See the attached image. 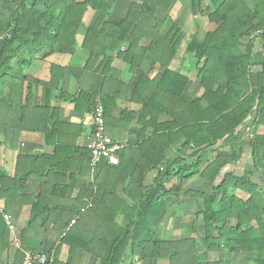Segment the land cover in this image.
<instances>
[{"label":"trees","instance_id":"16d2710c","mask_svg":"<svg viewBox=\"0 0 264 264\" xmlns=\"http://www.w3.org/2000/svg\"><path fill=\"white\" fill-rule=\"evenodd\" d=\"M117 1L0 0V129L39 133L45 144L54 146L51 155L19 154L13 176L0 170L3 213L31 205V216L19 230L20 245L10 264H22L27 251L48 253L42 250V241L59 238L71 255L65 264H72L78 249L92 253L101 264L160 258H168V264H226L211 258L219 252H247L256 264H264V63L253 53L250 40L244 53L239 50L245 39L263 28L264 0H211L207 15L217 27L201 39L193 38L185 50L196 59V78L202 89L197 98L187 93L189 78L169 68L185 36L179 24L170 17L156 19L155 7L146 2H132L124 19L109 22L105 16ZM192 3L194 11L200 10L201 0ZM89 9L99 17L82 42L88 52L84 69L92 71L102 61L104 81L100 91L80 90L71 95L63 90L65 67L41 57L45 66V71H38L41 77L30 70L35 69L40 54L54 52L57 45L76 46L79 25ZM169 21L170 28L163 35L162 28ZM144 38L150 40L148 48L139 47ZM115 52L126 61L132 74L129 80L124 75L123 81L113 68ZM148 53L162 66L153 78L140 67ZM258 64L261 70L252 73ZM118 99L141 104L139 140L136 144L127 141L118 165L100 160L92 180L91 150L77 144L83 127L63 121L59 103H73L75 110L91 114L92 139L97 113L102 112L106 123ZM124 111L128 118L135 116ZM163 114L171 119L159 123ZM247 125L253 137L244 146L252 166L242 175L231 171L217 181L226 166L239 160L234 146L220 150L226 146L223 141L241 134L240 128ZM177 144L182 152H191L187 160L173 166ZM210 152L215 155L204 166ZM153 171L156 175L147 184ZM196 174L213 184L210 194L186 192L204 202V251L195 239L164 240L153 231V221L169 198L181 192L180 185L166 190L163 179L172 176L184 181ZM30 181L38 182V190L26 194ZM78 186L80 192L70 205L57 204L70 198ZM75 215L77 222L63 236ZM3 217L0 212V262L13 244ZM53 264L63 263L55 260Z\"/></svg>","mask_w":264,"mask_h":264},{"label":"crops","instance_id":"0c3cea01","mask_svg":"<svg viewBox=\"0 0 264 264\" xmlns=\"http://www.w3.org/2000/svg\"><path fill=\"white\" fill-rule=\"evenodd\" d=\"M143 3L146 2L155 7V18L164 21L168 17L170 20H174L179 24L185 36L184 39L175 54L174 58L169 64L170 69L180 71V73L189 78V84L187 86V93L191 98H197L201 95L202 89L198 85L195 62L193 63L192 56L185 52L187 44L193 38L201 39L203 35L208 31H213L217 25L208 19L207 12L212 10L211 0H201L200 10H193L192 0H118L111 13L105 16V20L109 22H119L124 19L128 13L131 3ZM99 17L98 12L89 9L83 20L81 21L77 34H76V46L66 47L63 45H57L54 52L49 54L42 53L38 56L39 60L43 57L46 62H51L56 65L65 67L63 90L71 95H77L80 90H86L88 92L95 93L100 91L104 75L101 72L102 61H100L96 68L92 71L84 69V65L88 58V52L82 48V42L86 35L88 28L92 27ZM170 28V21L167 22L162 28L161 33L166 34ZM252 43V51L255 55L259 56L260 63H264V39L261 36H254L252 34L248 39L243 41V44L239 47L240 52L246 51L248 41ZM249 41V42H250ZM150 46V40L144 38L141 40L139 47L148 48ZM127 46H125L126 48ZM117 53L113 54V68L119 71L125 79L129 80L131 73L128 72V66L124 59L117 57ZM43 60L36 63L35 69L30 70L37 77H41L38 71H45ZM141 69L148 73V78H153L157 73L162 71V66L158 58L148 53L144 60L140 64ZM261 70V65H255L251 68L252 73H256ZM61 107V119L63 121L79 124L83 127V135L78 139L77 144L83 147H88L91 140L92 131V116L90 113L84 111H77L74 108V104L70 102L59 103ZM132 111L135 113L133 118H128L126 111ZM131 112V113H132ZM139 117H143V109L140 103L129 102L125 99L117 100V107L113 111V114L106 118L105 134L113 139L119 141H128L132 144L138 143L137 133L142 129V124ZM171 118L168 115H160L159 123L169 121ZM243 129V130H242ZM241 134H234L227 137L223 142L226 145L223 147V151H228L229 146H234L235 150L239 154V160L236 164L226 166L217 181H221L226 173L234 172L236 175H242L246 169H250L253 164L249 150L244 146V143H248L253 137L249 130V126H243L240 128ZM151 129L149 128L146 134H149ZM263 131V130H261ZM261 131L259 134H261ZM258 134V135H259ZM243 143V145H242ZM180 144H177L174 148L177 151L173 155L171 165H177L185 160L191 151L182 152L180 150ZM54 151V146L45 144L43 135L39 133L31 132H18L12 129H0V170L5 171L9 176L15 174L16 158L19 154H47L51 155ZM215 153L210 152L204 159V166L207 162L214 157ZM170 169V166L166 167ZM165 168V169H166ZM97 175V171L95 173ZM92 175L93 180L96 175ZM156 171L149 174L147 178V184L155 177ZM66 177H69L67 174ZM163 184L166 190L171 189L174 185L181 186V192L179 194L172 195L166 207L163 209L161 215L155 218L153 221V231L155 235L164 240H182V239H195L198 242L199 249L204 251L206 245L203 242L204 238V223L201 215V211L204 206L203 199L195 197L192 194L188 195L186 192H200L210 194L213 190V184L207 181L201 174H196L189 179L180 181L177 178L170 176L163 179ZM29 188L26 190V194L37 192L38 182L30 181ZM80 192V187H74L70 193L71 197L67 196L65 199L58 201L57 204L70 205L73 198ZM234 194L244 196V193L240 190H233ZM120 197H124V194L118 191ZM129 203H133L131 200ZM4 200H0V212L9 214L12 216L13 223L15 225L14 232L9 231L13 235V244L11 250H9L8 256L3 255V262L0 264L12 263L15 250L20 245L19 230L23 229L31 216V205L24 204L20 208H14L11 213H3ZM119 212H116L114 218H119ZM113 217V216H112ZM4 218V217H3ZM5 220V219H4ZM6 223V222H5ZM17 239V240H16ZM60 238L57 242L51 239H44L42 242V250L49 251L53 254L55 260L60 263H69L71 255L69 253V247L67 245L60 244ZM18 241V242H17ZM211 258L225 261L226 264H256L253 256L247 252L228 254L225 252L212 253ZM135 264H168V258L160 259H147L143 261L134 260ZM129 263H133V259H130ZM72 264H101L100 259L94 256L92 253L78 249L72 258Z\"/></svg>","mask_w":264,"mask_h":264},{"label":"built area","instance_id":"2783aa9c","mask_svg":"<svg viewBox=\"0 0 264 264\" xmlns=\"http://www.w3.org/2000/svg\"><path fill=\"white\" fill-rule=\"evenodd\" d=\"M262 35H264V26L262 29L254 33V36ZM94 125L96 127V133L88 144V148L91 150L92 154V175L96 173L100 160H106L111 165H118L121 151L128 146L127 141L120 142L118 140H113L105 134V121L102 112L97 113L94 119ZM78 218L79 217L76 215L71 218L68 228L63 233V236L67 233L70 227L75 225ZM4 219L8 228L14 232L15 225L12 216L4 214ZM54 261L55 258L53 254L31 253L30 251H27L25 252V258L22 264H53Z\"/></svg>","mask_w":264,"mask_h":264},{"label":"rangeland","instance_id":"374dc122","mask_svg":"<svg viewBox=\"0 0 264 264\" xmlns=\"http://www.w3.org/2000/svg\"><path fill=\"white\" fill-rule=\"evenodd\" d=\"M192 59H193V60H192V61H193V63H194V62H196V59H195L194 57H192Z\"/></svg>","mask_w":264,"mask_h":264}]
</instances>
